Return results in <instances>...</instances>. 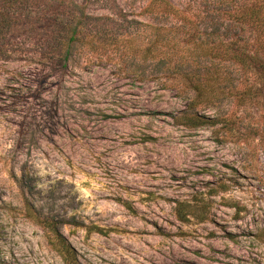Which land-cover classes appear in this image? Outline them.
I'll list each match as a JSON object with an SVG mask.
<instances>
[{"label": "rangeland", "instance_id": "1", "mask_svg": "<svg viewBox=\"0 0 264 264\" xmlns=\"http://www.w3.org/2000/svg\"><path fill=\"white\" fill-rule=\"evenodd\" d=\"M2 1L0 264H264V0Z\"/></svg>", "mask_w": 264, "mask_h": 264}, {"label": "trees", "instance_id": "2", "mask_svg": "<svg viewBox=\"0 0 264 264\" xmlns=\"http://www.w3.org/2000/svg\"><path fill=\"white\" fill-rule=\"evenodd\" d=\"M59 2H61V1H59ZM62 3V2H61ZM0 4H3V1L2 0H0ZM234 17L236 18V19H238V20H244V18H245V13L243 12V13H241V14H238V16H236V15H234ZM9 25H14V23H13V20H10L9 19V17H4V18H2V19H0V27L1 28H3V27H7V26H9ZM228 53V52H227ZM231 53V52H230ZM228 54L229 56L230 55H235V54ZM201 90H200V88L198 87L197 88V92L200 94L201 92H200ZM198 94V95H199ZM184 118V120H186V122H189V123H193V124H200V123H204V117L202 116V115H197V114H193V115H186V116H183ZM211 121H214V120H211ZM52 233H53V235H54V237H56V238H58V239H60V241H62L63 240V237H62V235L58 232V230L57 229H53L52 230ZM63 245V244H62ZM64 246V249H66V251H68V250H70V249H68L69 247L68 246H66V245H63Z\"/></svg>", "mask_w": 264, "mask_h": 264}]
</instances>
